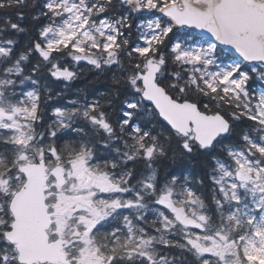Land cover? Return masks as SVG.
Masks as SVG:
<instances>
[{"label":"snow or ice","instance_id":"obj_1","mask_svg":"<svg viewBox=\"0 0 264 264\" xmlns=\"http://www.w3.org/2000/svg\"><path fill=\"white\" fill-rule=\"evenodd\" d=\"M0 264H264V0H0Z\"/></svg>","mask_w":264,"mask_h":264},{"label":"trees","instance_id":"obj_2","mask_svg":"<svg viewBox=\"0 0 264 264\" xmlns=\"http://www.w3.org/2000/svg\"><path fill=\"white\" fill-rule=\"evenodd\" d=\"M59 87H61V86H57V90H59ZM253 87H259V85L258 84H254Z\"/></svg>","mask_w":264,"mask_h":264}]
</instances>
